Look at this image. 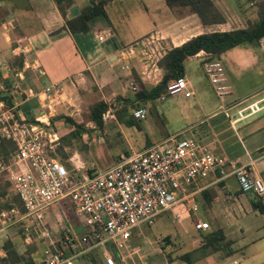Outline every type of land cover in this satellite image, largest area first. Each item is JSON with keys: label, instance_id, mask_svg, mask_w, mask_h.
Segmentation results:
<instances>
[{"label": "crops", "instance_id": "0c3cea01", "mask_svg": "<svg viewBox=\"0 0 264 264\" xmlns=\"http://www.w3.org/2000/svg\"><path fill=\"white\" fill-rule=\"evenodd\" d=\"M71 1L69 7H76L78 14L81 9L90 5L89 0ZM92 1L97 2L98 0ZM212 1L224 17V21L203 26L195 14L183 13L178 15L175 10L166 6L164 0H104V16L101 17L104 18L107 27L96 32L95 18L87 32L71 34L65 26V18L58 11L54 0H0V77L6 82V86L0 82V95L4 94L5 91L11 94L14 92L13 90H16L13 93V104L10 107L16 108L22 114L29 113L32 117L44 113L49 116L50 120L52 116L59 114L73 118L71 114L73 110H76V107H72L76 106L77 99L81 98L83 94L87 98H95L91 102L100 99L106 102L102 91H111V94L116 91L117 94H122L119 91H134L132 84L136 87L138 80L144 87L150 88L158 82L162 74L155 64L156 60L171 46H177L191 36L202 32L243 27L247 21H253L256 18L255 8L254 12L249 10V7L253 6L251 2H245V5L239 8L237 0ZM69 7L66 9V18ZM228 16L232 19L229 20ZM237 22L241 24H237ZM122 26H127L130 30L129 37L120 33ZM99 35L102 36L103 40L113 36L119 47L110 53H104L99 46L100 42L103 41L98 40ZM129 46H131L130 51H127ZM151 56L154 58V62L150 66L145 58ZM206 57L205 53L199 51L183 61V78L186 80L188 90L192 92L191 96L193 95L192 82L188 76L191 71L196 72L199 78L203 77L206 81L203 85L206 90L203 87H198L199 91H213L201 66V61ZM219 58L224 69L228 92L225 94L227 98H224L223 95L218 100L215 109L225 114L226 111L235 110L238 106L236 105L237 102L242 98L264 90V83L241 81V77L246 71L250 70L257 76L262 74L264 55L258 46V42H254L242 43L232 47L223 52ZM45 87H48L51 93H44ZM19 91L24 94V98L21 100H17ZM165 95L169 94L164 91L156 99H160V96L163 98ZM211 111L202 112V115ZM57 122L61 123L56 120L53 125ZM256 124H264V115L257 117L243 129L252 128L251 130H254ZM232 128L234 129V126ZM255 129L256 131L248 133V137L251 134L254 136L256 134L261 135L264 132V125L262 127L259 125V128L255 127ZM56 133L58 134L57 130ZM121 135L125 138L123 134ZM162 138L150 141V145ZM238 139L244 151L242 153L239 151L240 156L238 158L240 161L249 162L250 173L264 184V153L259 152L252 155L244 148L243 138L238 137ZM144 141L147 143V138H144ZM126 143L129 146L127 140ZM263 144H257L258 146L254 149ZM230 178L233 177L224 178L216 183L212 182V176L202 180L200 184L205 186L202 190L207 192V195L203 196L204 200L209 201V190L213 191L212 193L215 195L225 192L227 198H230L229 201L232 202V206L225 207L222 203L216 205L219 214H221L222 222L237 226L235 230L238 233L233 231L232 234L238 235L241 232L243 235L253 234L257 229L250 223L258 219V215L263 213H260L257 208H253L251 203L249 211L246 210L239 196L241 192L237 193L238 188L234 178L236 187L233 196L231 195L228 190ZM197 196L198 193L195 197ZM262 196L264 197V194ZM196 201L198 203L197 198ZM197 206L195 216L200 219L198 216L200 206ZM181 212L183 211L181 210ZM184 213L187 216L188 212L184 210ZM189 214L191 215V213ZM202 217L204 218L202 221H208L206 217ZM44 218L48 227L50 219L52 221L54 219V223L57 220L63 222L68 220L69 223H75L72 221L71 212L63 208L62 201L51 205ZM224 235H228V233H224ZM9 240L13 243L17 254L24 252L28 245V243H23L19 236H13ZM16 241L20 245H15ZM237 243L242 244L243 240H238ZM246 249L248 248L246 247ZM260 251L251 254L250 259H248L251 260L253 256L261 253ZM34 252L36 251L34 250ZM39 252L36 258L32 254L36 263L41 258L38 256ZM4 255L5 251L0 253V257ZM232 263H237V261L232 260Z\"/></svg>", "mask_w": 264, "mask_h": 264}, {"label": "built area", "instance_id": "2783aa9c", "mask_svg": "<svg viewBox=\"0 0 264 264\" xmlns=\"http://www.w3.org/2000/svg\"><path fill=\"white\" fill-rule=\"evenodd\" d=\"M97 38L103 40L100 35ZM260 40L264 43L263 38ZM202 65L216 96L225 95L228 86L224 84L220 59L204 60ZM44 90L49 94L48 87ZM165 93H179L185 98L192 94L183 77L169 80ZM262 100L264 97L244 104L246 99H242L232 113L224 115L233 126L263 109ZM132 115L144 119L146 110L138 107ZM0 136L15 145L7 163L0 161V180L9 182V190L19 197L23 209H0V253L5 251L3 242L20 235L21 229L23 243H32V234L44 239L40 250L43 264H73L76 257L104 245L123 263L121 249L131 232L139 225H151L158 215L174 206L191 213L194 230L206 231L208 223L195 216V196L205 187L200 183L208 176L213 177V183L232 176L242 193L254 198L264 194V184L250 173L249 162L213 154L207 143L180 134L121 154L117 162L105 169L84 173H77L76 167L68 171L54 156L59 137L44 113L28 120L18 111L2 109ZM61 201L63 208L71 212L75 226L68 220H57L58 238L46 225L44 216L51 205ZM101 256L104 264H114V258L105 250Z\"/></svg>", "mask_w": 264, "mask_h": 264}, {"label": "rangeland", "instance_id": "374dc122", "mask_svg": "<svg viewBox=\"0 0 264 264\" xmlns=\"http://www.w3.org/2000/svg\"><path fill=\"white\" fill-rule=\"evenodd\" d=\"M237 4H239V8H242L245 5V1L237 0ZM254 8V6H250L249 10H253L254 12ZM228 18L229 20L232 19L230 16H228ZM103 19L104 18L101 16L96 18L94 23L96 32L97 30H103L107 27ZM237 24L241 23L237 22ZM233 25H236V23H233ZM120 33L125 37H129L131 34L127 26H122ZM262 41H264V37ZM258 46L264 55V43H261L260 39L258 40ZM145 59L149 62L150 66L154 62L152 56ZM204 60L208 59H203L201 63H203ZM201 66L203 67V65ZM188 74L192 82L191 89L193 90V95L189 98H185L181 94L176 93L173 95H165L162 99L146 102L142 106L146 109V116L143 120H139V125L142 127L140 130L134 125L125 127L117 122L114 117V112L124 103L127 106V103L123 101V99L125 97L131 98L134 91H119L122 94H117V91H114V94H111V91H102L108 108L102 115L103 127L101 129L94 127L93 123L87 121L85 117L88 106L95 98H87L83 94L81 98L77 99L76 106L72 107H76V110H73L71 114L73 118H70L74 122L83 125L87 130L83 131L79 139H71L70 143H66L65 139L58 138L56 147L60 145L61 151L67 155V159L60 162L68 171L76 167L77 173H84L89 170H101L117 162L121 154H129L131 151L135 152L145 148L147 143H145L144 138L152 141L161 137L165 139L176 134L189 136L203 143H207L212 150L211 152L216 155L227 156L228 153L234 155V146L241 153L244 152L238 137L240 139L243 138L242 143L244 148L252 155H256L259 152L264 153V132L261 135L256 134V136L251 134L248 137L249 132L256 131L255 127L259 128V125L262 127L264 124H256L253 128L254 130H251L252 128H248V130L243 129L251 121L264 115V110L261 108L254 114L232 124L234 126L233 129L228 123L226 116L215 109L221 97L216 96L214 88L212 87L213 91H199V88L203 87L206 83L205 79L203 77L199 78L197 73L193 71ZM241 81L247 83L255 81L257 84L264 83V68L262 69V74L259 76L255 75L254 72L250 70L244 72ZM224 84L226 85L225 81ZM209 85H211V83ZM203 89L206 90V87L204 86ZM49 93H51V91H49ZM102 95L99 94L100 97H102ZM263 97L264 90L253 93L242 99H246V104ZM224 98H227V95ZM262 101L264 102V100ZM222 105L224 104L222 103ZM10 106L6 104V107L1 108V110H9V112L12 113L18 111L16 108ZM207 111L211 112L202 115V112ZM232 112L226 111V113L229 114ZM26 116L29 118L32 117L29 113H27ZM53 128L57 130L58 137H61L69 131L68 128L64 127L59 122L55 123ZM121 134H123L125 138H123ZM125 139L128 141L129 146ZM257 144L263 145L254 149L258 146ZM235 187L236 184L233 178H230L228 180V190L231 192V195L234 194ZM212 192L213 191L209 190V201L207 202L202 196L198 195L195 197L200 206L198 216L201 220H204L202 216L208 219L209 228L206 231L221 229L223 234L228 233V235H224V241H230L229 249L234 253L225 256L226 249H222L211 254L202 255L199 249L202 241V232L192 228L193 218L189 213L186 216L184 208L182 209L179 206H174L170 210L158 215L151 225H139L131 232L126 245L121 249V254L124 257L123 264H264V213L258 215V219L250 223L256 227L255 229H257V231L255 233L243 235L241 232L238 235L232 234L233 231L238 233V231L235 230L237 226L224 224L221 214H219V210L216 207V205L220 203L225 207H230L232 206V202L229 201L230 198H227L225 192H220L216 195ZM239 192L241 191L238 190L237 193ZM239 196L246 210L249 211L251 199L255 200L256 198L251 194L242 192ZM259 198L263 199L264 197L260 196ZM181 210L183 212H181ZM175 213L180 214L179 218L174 215ZM72 221L73 223L75 222L74 219ZM49 227L54 235L59 238V230H57L54 219L53 221L51 219L49 220ZM32 238V244L35 247L39 245V247H36V252L33 253L34 258H36L37 253L41 250L40 245L43 244L42 241H44V239H39L34 236H32ZM238 240H243V243L238 244ZM17 244H19L18 241L15 242V245ZM246 247L248 249H246ZM103 250L110 254L107 245L103 247L97 246L91 250L96 254L98 264L101 262V252ZM259 250H261V253L253 256V258L249 260L251 254ZM62 251L68 254L67 249L62 248ZM184 253H190V257L192 258L190 263H186L179 259V256ZM38 256L41 257L40 252ZM232 260H236L237 263H232ZM37 261L38 263L41 262L40 260ZM73 264H87V262L81 256H78L73 260ZM114 264L122 263L120 261H115Z\"/></svg>", "mask_w": 264, "mask_h": 264}, {"label": "trees", "instance_id": "16d2710c", "mask_svg": "<svg viewBox=\"0 0 264 264\" xmlns=\"http://www.w3.org/2000/svg\"><path fill=\"white\" fill-rule=\"evenodd\" d=\"M244 1L251 2L255 7L256 18L253 21H247L243 27L239 28L202 32L191 36L177 46H171L156 60L155 64L162 73L158 82L152 87L146 88L139 83L138 80L133 96L131 98L127 97L123 99V101L127 103V106L124 103L114 112V117L117 122L125 127L134 125L140 130L141 126L139 125V120L133 117L132 110L137 107H142L146 102H152L161 93H164L166 84L169 80L183 77V61L187 57L202 51L207 55L206 59L208 60L220 59L219 56L232 47L238 46L242 43L258 42V40L264 36V0ZM54 2L60 14L65 18V26L71 34L87 32L90 28L91 22L95 18L104 16V0H98L97 2L89 0L90 5L81 9L78 15L71 18L65 17L66 9L72 3L71 0H54ZM164 3L169 8L175 10L178 15L183 13L195 14L203 26L222 23L224 21V17L212 0H164ZM20 65L21 63L19 66ZM0 82H3L6 86L5 80L1 77ZM13 91V93H15L16 90ZM13 93L9 94L8 91H5L4 94L0 95V101L2 102L3 107H6V104L9 106L13 104ZM22 98H24V94L19 91L17 93V100H21ZM107 108V103L101 99L92 102L88 106V111L85 115L87 121L93 123L94 127L101 129L103 127L102 114ZM24 115L28 120H32V117H27V114ZM56 120L60 121L66 128H69V131L66 134L59 137L60 139H65L66 143H70L71 139H79L83 131L87 130L83 125L74 122L68 116L61 114L52 116L50 123L53 124ZM146 142V146L150 144V141L147 140ZM59 146L56 147L54 154L59 161L63 162L67 159V155L61 151ZM14 150V143L9 139L0 136V161L2 163H7L10 154ZM233 150L235 152L233 153L234 155L228 153L227 157L236 158L240 156L239 150L235 146L233 147ZM90 171L92 170H89L88 172ZM206 195L207 192L205 190L199 192V196L203 197ZM0 198H4L5 200L0 202V209L16 207L19 211L23 210L19 197L9 190V182L6 179L0 180ZM250 203L253 208H257L260 213H264V198H256L255 200L251 199ZM18 232L20 234L18 236L22 239L23 233L21 232V229H18ZM224 238L221 229L203 231L201 233L202 241L199 247L202 255L211 254L222 249H226L225 256L231 255L232 251L229 249L230 241H224ZM107 247L114 258V261H118L117 255L111 251V248L108 245ZM3 248L5 250V255L0 257V263L2 264H43L42 262L36 263L33 259L32 254L34 250L36 251V247L32 243H28L25 251L18 254L15 251L13 243L9 239L3 242ZM80 256L87 262V264H98L96 254L91 250ZM179 259L186 263H190L192 260L190 253L180 255ZM99 264H104L103 259H101Z\"/></svg>", "mask_w": 264, "mask_h": 264}, {"label": "water", "instance_id": "95a60500", "mask_svg": "<svg viewBox=\"0 0 264 264\" xmlns=\"http://www.w3.org/2000/svg\"><path fill=\"white\" fill-rule=\"evenodd\" d=\"M78 14L76 7L71 6L68 9L67 18H71ZM104 53H110L111 51L117 49L119 47L118 43L115 41L113 36H109L100 42L99 45Z\"/></svg>", "mask_w": 264, "mask_h": 264}]
</instances>
